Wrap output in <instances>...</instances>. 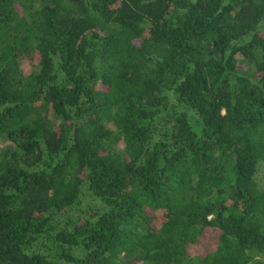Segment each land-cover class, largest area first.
Returning <instances> with one entry per match:
<instances>
[{
    "label": "trees",
    "instance_id": "obj_1",
    "mask_svg": "<svg viewBox=\"0 0 264 264\" xmlns=\"http://www.w3.org/2000/svg\"><path fill=\"white\" fill-rule=\"evenodd\" d=\"M264 0H0V264H264Z\"/></svg>",
    "mask_w": 264,
    "mask_h": 264
},
{
    "label": "rangeland",
    "instance_id": "obj_2",
    "mask_svg": "<svg viewBox=\"0 0 264 264\" xmlns=\"http://www.w3.org/2000/svg\"><path fill=\"white\" fill-rule=\"evenodd\" d=\"M258 261L264 263V252L259 254V256L257 257Z\"/></svg>",
    "mask_w": 264,
    "mask_h": 264
}]
</instances>
